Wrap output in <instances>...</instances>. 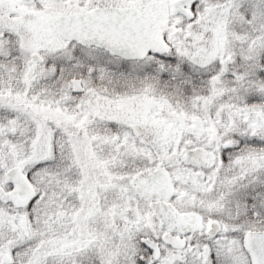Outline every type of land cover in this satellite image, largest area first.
<instances>
[{
	"label": "snow or ice",
	"instance_id": "snow-or-ice-1",
	"mask_svg": "<svg viewBox=\"0 0 264 264\" xmlns=\"http://www.w3.org/2000/svg\"><path fill=\"white\" fill-rule=\"evenodd\" d=\"M0 264H264V0H0Z\"/></svg>",
	"mask_w": 264,
	"mask_h": 264
}]
</instances>
